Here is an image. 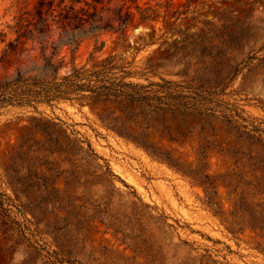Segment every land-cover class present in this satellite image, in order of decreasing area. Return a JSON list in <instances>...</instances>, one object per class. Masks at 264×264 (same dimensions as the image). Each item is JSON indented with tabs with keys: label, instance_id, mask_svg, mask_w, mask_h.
<instances>
[{
	"label": "rangeland",
	"instance_id": "374dc122",
	"mask_svg": "<svg viewBox=\"0 0 264 264\" xmlns=\"http://www.w3.org/2000/svg\"><path fill=\"white\" fill-rule=\"evenodd\" d=\"M38 2L0 0V84L41 74L52 56L55 24L45 41L5 52ZM140 5L157 17L136 14L123 39L107 31L83 39L74 64L116 57L134 73L128 81L216 90L218 111L120 99L0 106V264H264L262 233L227 230L242 184L229 194L220 178L264 177V0ZM61 58L60 74H69L71 48L61 45L52 61ZM181 169L216 181L208 190L222 213Z\"/></svg>",
	"mask_w": 264,
	"mask_h": 264
},
{
	"label": "trees",
	"instance_id": "16d2710c",
	"mask_svg": "<svg viewBox=\"0 0 264 264\" xmlns=\"http://www.w3.org/2000/svg\"><path fill=\"white\" fill-rule=\"evenodd\" d=\"M111 1L113 0H74L78 3L84 2V5L76 7L74 4L68 5L66 0H39L32 19H27L26 23L19 19L16 23V38L8 43L5 52L10 55L19 50L25 40L35 37L45 41L55 24L58 31L57 39L51 42L52 56L45 59L41 74L24 76L19 73L14 80L0 84V106L37 108L38 104L53 105L61 100L76 99L98 103L106 99H120L146 103L158 108L177 107L216 113L220 107L214 100V96L219 95L216 90L194 89L187 81L179 82L165 78L161 81L148 79L147 83L128 81L127 78L134 73L126 69L125 61H119L116 57L105 59L93 68L74 64V53L83 39L96 37L106 31L115 32L123 39L136 14H139V18L144 22L157 17L155 9L143 8L140 0H118L114 5ZM167 1L169 3L171 0ZM49 12V16H44ZM61 45L71 48L73 57L71 72L65 75L60 74V69L66 64L65 60L61 58L52 61ZM103 46L102 41L97 48L101 50ZM181 172L193 176L197 182L206 186V203L209 207L218 206L214 201L216 192L208 190V184L213 187L216 184L210 175L199 174L197 169H181ZM231 173L235 171L220 175L224 184L233 187L229 194L235 193L239 184H242V189L230 210L232 219L226 227L227 230L235 235L250 228L264 235V177L242 178L239 183H233L231 179H227ZM214 212L222 213L218 207ZM199 264H203L201 259ZM213 264L223 263L213 260Z\"/></svg>",
	"mask_w": 264,
	"mask_h": 264
}]
</instances>
